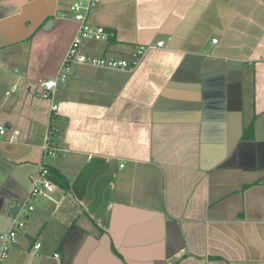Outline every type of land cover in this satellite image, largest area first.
Masks as SVG:
<instances>
[{
	"label": "crops",
	"instance_id": "crops-1",
	"mask_svg": "<svg viewBox=\"0 0 264 264\" xmlns=\"http://www.w3.org/2000/svg\"><path fill=\"white\" fill-rule=\"evenodd\" d=\"M75 1L0 0V233L40 164L67 179L16 215L0 264H264V0H98L109 34L81 53L150 48L73 64L43 99Z\"/></svg>",
	"mask_w": 264,
	"mask_h": 264
},
{
	"label": "built area",
	"instance_id": "built-area-1",
	"mask_svg": "<svg viewBox=\"0 0 264 264\" xmlns=\"http://www.w3.org/2000/svg\"><path fill=\"white\" fill-rule=\"evenodd\" d=\"M97 1L98 0H77L70 6V17L77 21L79 26L67 49L58 74L53 78L44 79L39 83L41 96L43 98L52 100L58 83L66 79L67 73L73 64H84L108 69H132L139 63L140 59L150 48L149 45H138L135 48L132 60L106 58L103 56H88L81 53L80 45L82 41L105 39L109 34L104 27L92 25L87 21L88 12ZM156 46H163V42H158ZM55 110L56 105L52 104L51 112L55 114ZM4 130V126H0V134H3ZM55 132H58V128L51 127L49 124L45 136L46 142L44 144V150L48 151L50 154H53L56 149L55 147L49 146L47 141L51 138V134ZM10 138L12 140L14 136L11 135ZM55 190L56 185L48 177L44 165L40 164L38 172L33 177L27 194L24 200L19 204V208L14 217H12L9 227L4 232L0 233V263L7 256L10 246L16 242L18 230L24 226V222L19 220L16 215L23 209L31 211L33 209L32 201L35 198L42 194L54 192ZM39 246L40 242H35L33 244L34 249H37ZM55 257H58V254H55Z\"/></svg>",
	"mask_w": 264,
	"mask_h": 264
},
{
	"label": "trees",
	"instance_id": "trees-1",
	"mask_svg": "<svg viewBox=\"0 0 264 264\" xmlns=\"http://www.w3.org/2000/svg\"><path fill=\"white\" fill-rule=\"evenodd\" d=\"M56 116H57L56 113L55 114L54 113H51L50 114V118H51L50 120H51V122L53 121V119L56 118ZM50 126L51 127H56L59 130V127L57 125H55V124L50 123ZM44 167L47 170L48 177L52 181L58 183L64 189L67 188V179H66V177L60 171H58L56 168H54L53 166H51L49 164H45Z\"/></svg>",
	"mask_w": 264,
	"mask_h": 264
},
{
	"label": "water",
	"instance_id": "water-1",
	"mask_svg": "<svg viewBox=\"0 0 264 264\" xmlns=\"http://www.w3.org/2000/svg\"><path fill=\"white\" fill-rule=\"evenodd\" d=\"M50 20H48L46 23H45V25H44V28L46 29L49 25H50ZM207 103H205V100H204V102L202 103V107H203V109H206V107H207V105H206ZM27 194V193H26ZM25 198V197H24ZM24 200V199H23ZM22 200V201H23ZM21 201V202H22ZM20 202V203H21ZM20 203H16V204H14V205H12V206H10L9 207V209H8V212L9 213H11V214H15L16 212H17V210H18V208H19V204Z\"/></svg>",
	"mask_w": 264,
	"mask_h": 264
},
{
	"label": "rangeland",
	"instance_id": "rangeland-1",
	"mask_svg": "<svg viewBox=\"0 0 264 264\" xmlns=\"http://www.w3.org/2000/svg\"><path fill=\"white\" fill-rule=\"evenodd\" d=\"M43 99H44V98H43ZM25 211H26V209H23V210L21 211V213L23 214ZM19 220H20V218H19Z\"/></svg>",
	"mask_w": 264,
	"mask_h": 264
}]
</instances>
